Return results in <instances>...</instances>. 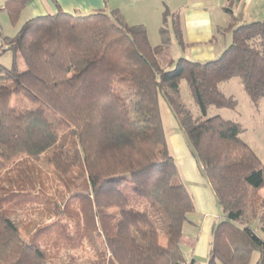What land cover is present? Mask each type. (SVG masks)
<instances>
[{"label": "trees", "instance_id": "16d2710c", "mask_svg": "<svg viewBox=\"0 0 264 264\" xmlns=\"http://www.w3.org/2000/svg\"><path fill=\"white\" fill-rule=\"evenodd\" d=\"M28 2L6 1L3 9L14 24ZM113 11L38 15L1 39L3 53L11 51L13 60L10 66L0 62V264H46L48 253L23 236L13 209L43 204L53 195L55 205L48 209L55 216L68 213L66 199L81 196L71 192L78 182L89 192V212L80 218L71 209L68 217L80 244L87 241L92 248L85 264L185 262L182 229L195 205L168 147L161 99L222 209L206 264H248L253 251L256 264H264V197L259 194L264 161L240 136V123L206 116L210 106H237L221 88L233 77L240 78L253 104L264 96V19L232 21L231 43L217 58L180 57L166 69L159 59L165 45H152L144 26L116 19ZM172 19L176 40L185 46L179 16ZM182 79L198 116L182 101ZM14 94L38 107L16 110ZM50 148L46 159L57 180L55 195L45 194L49 177L39 165Z\"/></svg>", "mask_w": 264, "mask_h": 264}, {"label": "crops", "instance_id": "0c3cea01", "mask_svg": "<svg viewBox=\"0 0 264 264\" xmlns=\"http://www.w3.org/2000/svg\"><path fill=\"white\" fill-rule=\"evenodd\" d=\"M164 7L170 10L168 14L179 16L185 46H178L184 57L198 61L217 58L231 43L229 27L232 21L242 23L264 19V0H29L17 24L2 35L14 36L26 20L38 15L53 14L59 10L87 14L103 9L109 13L116 10V19L128 24L144 26L152 45H157L159 42H154L152 38L157 40L161 33ZM172 33L176 39L173 26ZM169 116V131L165 129L168 147L195 205L194 212L182 229L184 261L206 264L210 259L212 229L221 218L222 209L210 182L191 153L182 129L171 112ZM257 137L264 143V125Z\"/></svg>", "mask_w": 264, "mask_h": 264}, {"label": "rangeland", "instance_id": "374dc122", "mask_svg": "<svg viewBox=\"0 0 264 264\" xmlns=\"http://www.w3.org/2000/svg\"><path fill=\"white\" fill-rule=\"evenodd\" d=\"M6 1L7 0H0V40L4 32H7L8 30L12 29L13 26L17 24H14L11 21L9 13L3 9ZM163 10L164 15L162 17L161 33L159 34L157 40L155 38H152V40L154 42L156 41L165 45V48L161 52L159 59L164 68L171 69L174 67L175 61L180 57H184L185 54L179 48L178 42L172 33L173 19L172 16L168 14L170 10L167 7H164ZM163 28L164 30L162 32ZM12 59L13 53L11 51H5L4 54H0V62L5 64L6 66L11 65ZM172 60L174 62L170 63ZM18 67L20 71H23L26 68L23 59L20 56H18ZM7 84L11 85V82H7ZM221 88L227 95H232L237 99V106L234 108H220L216 106H210L207 110L206 116L210 117L219 115L223 118L232 119L240 123L242 129L240 132V136L244 140L249 142V145H251V147L253 146L252 148L264 161V143L263 140L261 141V139H258L257 137L258 135H260L262 126L264 125V96L259 99L257 105L253 104L251 98L244 90L239 77H233L232 79L221 83ZM180 93L184 104L190 110H192L195 115H200L199 107L194 102L188 89V85L184 79L180 81ZM11 105L16 110L21 112H24L26 110H32L38 107V104L30 101L21 94H14L12 96ZM160 110L165 129L166 131H169L168 126L170 119V111L166 102L163 99L160 100ZM48 116L52 121H55L51 113H48ZM57 130L59 131V133H62L64 131V129L61 127H58ZM52 152L53 148L48 149L43 154V157L40 160L42 164H39L41 168L43 167L45 169L46 174L49 177V183L47 184V191L45 193L48 195H50V193L54 194V190L55 188H57V180L54 179L55 177L53 173L50 172L52 168L49 166L46 159V157H48ZM42 174L45 173L42 172ZM4 183H6V181ZM79 183L80 182H78L77 184L80 187H78V189L73 187L71 191L72 193L77 191L80 192L79 195L81 196L80 198L78 197L77 200L78 205L77 201L74 200L73 194L66 199L65 205L67 206L68 213L72 211L71 209H74L76 210V213L80 216V218H82L83 215L89 212V192L88 190L84 191L83 183ZM65 186L66 185L62 182V184L59 185L60 190H64ZM33 193L38 195L37 191H34ZM259 194L260 196L264 197V189H261ZM51 197L54 198L53 195H50V197L45 196L43 204L36 205L28 203V207H26L25 204L24 207L14 208L12 218L20 226L24 237L39 242V244H41L42 247L46 250V252L48 253V260L46 261V264H85V262L89 258H91L92 248L89 246L87 241H83V244H80V240L78 239L79 234L76 233V231L72 230L71 227L73 225V222L68 217V213H61L58 216H55L50 211V209H48L50 208V206L52 207V205H55L53 204ZM74 202H76V204ZM57 203L58 206H60V202ZM45 205L47 206V208ZM152 216L157 220L159 224L161 235L166 234L165 227L162 226V224L157 219L158 216L156 214ZM54 217H57L55 222L45 228H42V230H38V232L36 231L34 237H32L34 230H36L39 226L53 221ZM81 228L83 230V227ZM259 233L261 234V232ZM94 234L95 239L101 241V238L97 236L96 231L94 232ZM163 238L164 237H161V240H163ZM82 240L87 239L82 238ZM79 244L80 247L78 248L77 246ZM257 258L258 252L253 251L248 264H256Z\"/></svg>", "mask_w": 264, "mask_h": 264}, {"label": "built area", "instance_id": "2783aa9c", "mask_svg": "<svg viewBox=\"0 0 264 264\" xmlns=\"http://www.w3.org/2000/svg\"><path fill=\"white\" fill-rule=\"evenodd\" d=\"M3 50H4V47L0 45V54L3 53ZM180 264H189V263L184 262V263H180Z\"/></svg>", "mask_w": 264, "mask_h": 264}]
</instances>
